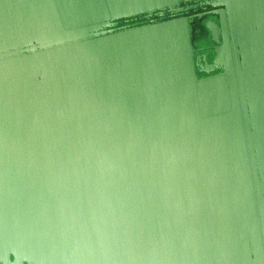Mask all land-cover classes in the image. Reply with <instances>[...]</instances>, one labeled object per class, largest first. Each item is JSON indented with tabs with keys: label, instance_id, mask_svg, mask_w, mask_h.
Listing matches in <instances>:
<instances>
[{
	"label": "water",
	"instance_id": "95a60500",
	"mask_svg": "<svg viewBox=\"0 0 264 264\" xmlns=\"http://www.w3.org/2000/svg\"><path fill=\"white\" fill-rule=\"evenodd\" d=\"M0 264H264V0H0Z\"/></svg>",
	"mask_w": 264,
	"mask_h": 264
}]
</instances>
